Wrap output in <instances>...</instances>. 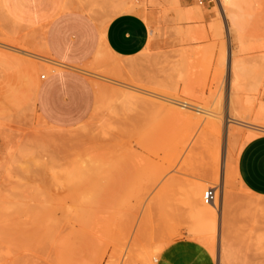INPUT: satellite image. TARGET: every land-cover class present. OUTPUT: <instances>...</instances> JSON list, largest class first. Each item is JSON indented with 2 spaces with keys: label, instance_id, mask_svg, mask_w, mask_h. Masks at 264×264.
<instances>
[{
  "label": "rangeland",
  "instance_id": "374dc122",
  "mask_svg": "<svg viewBox=\"0 0 264 264\" xmlns=\"http://www.w3.org/2000/svg\"><path fill=\"white\" fill-rule=\"evenodd\" d=\"M19 1L0 0V36L39 45L59 9L74 24L85 22L75 12L81 0ZM247 1L245 26L257 47L234 57L245 70L241 90L232 97L231 54L239 48L227 35L217 3L85 0V14L103 25L123 9L141 14L151 40L135 58L106 52L82 71L137 79L216 110L215 130H207L209 118L189 121L167 104L86 71L79 75L93 85V109L77 125H56L34 102L41 77L48 75L38 61L14 55L0 63V264H141V252L144 259L189 238L182 201L188 185L216 188L220 199L224 180L228 202L221 200L223 218L212 254L217 264L222 249L233 256L226 264H264V198L243 186L237 170L242 149L264 136V128L230 124L227 132L230 96L250 124L262 125L264 0ZM68 3L75 10L67 11Z\"/></svg>",
  "mask_w": 264,
  "mask_h": 264
},
{
  "label": "crops",
  "instance_id": "0c3cea01",
  "mask_svg": "<svg viewBox=\"0 0 264 264\" xmlns=\"http://www.w3.org/2000/svg\"><path fill=\"white\" fill-rule=\"evenodd\" d=\"M76 2L79 0H71ZM75 10L85 17L82 25L71 22L62 13H54L42 43H26L10 35L0 36V44L23 51L44 52L57 70L38 84L34 102L47 120L56 125H77L95 105L93 85L80 73L87 64L101 61L106 52L113 58L132 59L149 46L151 31L139 13H124L107 24L85 14V0ZM256 17V16H255ZM68 30H66V27ZM264 34V24H263ZM4 51V50H3ZM100 56V57H99ZM103 56V57H102ZM3 63V62H0ZM74 73H68V72ZM64 97L66 99H64ZM243 186L253 195L264 198V136L253 140L241 151L237 163ZM156 264H217L212 252L193 239L176 241L160 252Z\"/></svg>",
  "mask_w": 264,
  "mask_h": 264
},
{
  "label": "bare ground",
  "instance_id": "6f19581e",
  "mask_svg": "<svg viewBox=\"0 0 264 264\" xmlns=\"http://www.w3.org/2000/svg\"><path fill=\"white\" fill-rule=\"evenodd\" d=\"M19 2L21 3V5L23 3H26V4L28 3V2H25V1H22V0L19 1ZM216 3L218 4V8L220 10V14L223 16L224 21L226 23V32H227L228 37L230 38V40L232 39L234 42H236L237 47L239 48L237 54H235L233 52L231 54L232 61H233V58L235 56H238V55H240L242 53H248V52L252 51L253 46L256 45V43H255L252 46V43L250 42V34L251 33L247 30V28L245 26V22L246 21H245V16H244V10L250 4H249V2L247 0H217ZM68 4L70 5V3H68ZM123 6L126 7V5H123ZM72 7L73 6H71V8H66V9H68L67 11H69V9L71 10ZM75 8L73 7L74 10H75ZM128 8L130 10V7H128ZM60 12H63V11H60V9H59V11L56 12V13H60ZM121 12H125L126 13V12H128V9L120 10V12L118 11L117 13H121ZM113 13L116 15L115 11ZM110 21H108V22H110ZM253 41L254 40H252V42ZM256 47H257V45H256ZM1 51L5 52L6 54L1 53ZM40 53H42V54H38L35 51H23V50L18 49L17 47H14V46H8V45L0 44V62L6 63V60H8L9 57H11V56L14 57V55H22V56H25L27 58H32L33 60H37L38 64L40 65L39 67H41L40 69H43V71H45L48 74H50L54 70H57V67L55 66V62L51 59V57L47 56V54H45L44 52H40ZM249 54H251V53H249ZM235 58H234V61L231 63V73H232V76L234 75V77H233V79L231 80V83H230V93L232 94V97H233V93L238 92L239 90H241V81H242V78L244 77L243 76V71L245 70V69L244 70L242 69V64H241L242 62H241L240 58L238 59V57H237L236 60H235ZM17 61H19V60H17ZM245 63H247V62H245ZM84 71H86V70H83V72ZM86 72L90 73L91 76H94L96 78L108 79V80H110L112 82L118 83V85L120 87H122L123 89H125L127 91H130L131 93L132 92H139L140 94L143 93V94H145V96L146 95L148 97L150 96L149 98H154V100L156 99V100H158L161 103L167 104L168 106L171 107L173 112H175L178 116H180L182 118H185V119H187L189 121L195 119V120H199V122L200 121L203 122V119H202L203 117H201V116H204L207 119L209 118V121H208V125L209 126L207 127V130H211V129L215 130V129H217L218 125H217L216 121H218L220 119V114L216 110H211V109H208V108H205V107H201V106H195V105H192L189 102L181 101V100H179V99H177L175 97H171L169 94L167 95V94L163 93L164 91L161 92L160 88H159L160 90H158L157 89L158 88L157 85L154 86V84L152 85L153 88L152 87L143 86V84L140 85V84L136 83V80H137L136 77H135L136 80H133V79L129 80L130 78H128V80H127L126 78H122L121 77L122 81H118V80L106 78L104 76H101V75H98V74H95V73H91L89 71H86ZM131 78H133V77H131ZM41 79H42V77H41ZM117 93L121 94L123 92L122 91H118ZM117 93L115 92V93H113V95L117 94ZM127 93H125V94L127 95ZM133 94H135V93H133ZM128 95H130V94H128ZM130 96H132L131 98H133V95H130ZM135 96H136V94H135ZM232 97L230 96L229 110H228V113H227V119H228L227 120V129H228L227 132H228V135H229V133H231L230 132V128H229V126H231L230 124H235V125H237V126H239L241 128H246V129H257V127H261V126H262L261 128H264V107L261 109L259 117H258L259 121H261L262 125H260V124H258V125L250 124L248 122L249 119H248V117L246 115H244L242 113H238V111H237L238 110L237 109V104H238L237 100H235V98H232ZM116 98L117 97H115V101L116 102L117 101H121L122 102V100H117ZM112 99L114 100V98H112ZM190 107H196L198 110H194V109H192ZM261 130H263V129H261ZM33 147H31V148H33ZM28 151L24 150L23 154L29 155L30 154V150H28ZM20 152H19V154H20ZM44 154H45V152H44ZM9 169H11V172H12V168H9ZM8 172H10V171H8ZM222 183L223 184H222V187H221V191L222 192H221V195H220V199L218 198L219 195H218V192H217V197H216V199H215V201L213 203H208L207 204L205 202L204 197H205V194H206V191H207L206 189L208 187L207 188L203 187L201 184L188 185L189 189L187 191H185V193H183L184 200H182L183 203H184L183 205H185V207L187 209V213H186L187 222H188L187 232H188L189 239H193V240L203 244L213 254L216 253V241H217L216 238H217L218 229H219V219L221 221L222 218H223V211L224 210H223V205L221 203V200L223 201L225 199L226 195H227L226 192H225V188H226L225 180ZM224 201L228 202L227 199L224 200ZM2 204L3 203L0 204V207H1ZM3 208H4V206H3ZM229 210H231V209H229ZM186 223H184V224H186ZM224 237H226V236H224ZM162 250L163 249L154 250V252L152 251V253H150L148 256H145L144 259L142 258L143 254L141 252L140 253L141 255L139 256L141 261L139 259L138 260L140 261L141 264H142V259H143V264H155L157 262V260H158L159 254H160V252ZM132 251L134 252V250H132ZM149 251H150V249H149ZM218 254H219V262H218L219 264H226L227 261L230 258L232 260V257H233V256L231 257V255L229 254V251L226 250V249H224V250L222 249V253H220V251H218ZM134 259H135V257H134ZM230 262H232V261H230Z\"/></svg>",
  "mask_w": 264,
  "mask_h": 264
},
{
  "label": "built area",
  "instance_id": "2783aa9c",
  "mask_svg": "<svg viewBox=\"0 0 264 264\" xmlns=\"http://www.w3.org/2000/svg\"><path fill=\"white\" fill-rule=\"evenodd\" d=\"M210 3H216L217 0H209ZM199 4L200 5H203L204 4V0H199ZM45 79V76L43 75L42 76V80ZM217 189L216 188H209L207 191H206V194H205V202L208 204V203H213L217 197Z\"/></svg>",
  "mask_w": 264,
  "mask_h": 264
}]
</instances>
